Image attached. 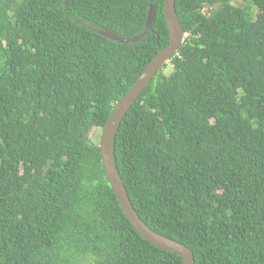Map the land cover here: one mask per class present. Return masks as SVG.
Here are the masks:
<instances>
[{"label": "trees", "instance_id": "obj_1", "mask_svg": "<svg viewBox=\"0 0 264 264\" xmlns=\"http://www.w3.org/2000/svg\"><path fill=\"white\" fill-rule=\"evenodd\" d=\"M164 1L0 0V264H183L91 140L169 44ZM234 1L176 0L185 40L115 143L139 216L196 264H264V0Z\"/></svg>", "mask_w": 264, "mask_h": 264}, {"label": "water", "instance_id": "obj_2", "mask_svg": "<svg viewBox=\"0 0 264 264\" xmlns=\"http://www.w3.org/2000/svg\"><path fill=\"white\" fill-rule=\"evenodd\" d=\"M164 14L167 22V29L170 34L169 44L148 64L133 87L115 106L107 124L102 130L99 147L101 149V160L106 177L113 188L120 207L133 225L135 231H137L143 239L149 241L156 247L181 256L183 264H196L194 252L190 247L180 241H175L157 233L139 216L123 183L115 155L117 133L125 116L146 88L152 83L160 69H162L164 65L178 53L183 41L185 40L186 33L180 23V19L176 11V0L164 1ZM155 17L156 8L154 5H151L147 19L148 28L152 27ZM102 35L113 41L126 44L137 43L145 36L143 34L129 39L121 38L115 34L104 31H102Z\"/></svg>", "mask_w": 264, "mask_h": 264}, {"label": "rangeland", "instance_id": "obj_3", "mask_svg": "<svg viewBox=\"0 0 264 264\" xmlns=\"http://www.w3.org/2000/svg\"><path fill=\"white\" fill-rule=\"evenodd\" d=\"M233 5H235V6H237V7H248V4H247V2H246V0H235L234 2H233ZM255 12H257V11H254V13ZM258 13V12H257ZM171 72H172V68L171 67H169L166 71H165V73L167 74V75H170L171 74ZM101 134H102V130L101 129H94V130H92V132H91V140L93 141V142H98L99 143V141H100V138H101Z\"/></svg>", "mask_w": 264, "mask_h": 264}, {"label": "clouds", "instance_id": "obj_4", "mask_svg": "<svg viewBox=\"0 0 264 264\" xmlns=\"http://www.w3.org/2000/svg\"><path fill=\"white\" fill-rule=\"evenodd\" d=\"M101 139V138H100ZM100 142V141H99Z\"/></svg>", "mask_w": 264, "mask_h": 264}]
</instances>
